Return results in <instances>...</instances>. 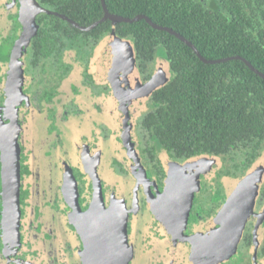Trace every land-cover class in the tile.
<instances>
[{"label":"flooded vegetation","instance_id":"obj_1","mask_svg":"<svg viewBox=\"0 0 264 264\" xmlns=\"http://www.w3.org/2000/svg\"><path fill=\"white\" fill-rule=\"evenodd\" d=\"M35 6L52 13L35 14L34 33L18 48L24 16L28 23ZM45 15L83 31L113 23L102 20L104 9L84 26L42 0H0V170L12 140L20 177L18 224L4 251L0 175V264H264V178L248 218L237 211L233 228L227 227L220 210L228 197L223 180L231 175L224 169L200 174L192 192L186 177L166 174L163 158L173 157L158 153L157 159L145 125L155 109L153 92L150 104L134 108L139 102L122 82L116 41L106 75L98 76L91 68L98 43L91 48L74 31L66 36L63 23L54 26ZM135 56L148 79L158 68L156 53L145 66ZM115 163L118 177L111 171ZM248 169L233 176L239 181ZM131 174L135 189L113 191ZM98 189L102 199L95 196ZM16 232L18 239L9 243Z\"/></svg>","mask_w":264,"mask_h":264},{"label":"trees","instance_id":"obj_2","mask_svg":"<svg viewBox=\"0 0 264 264\" xmlns=\"http://www.w3.org/2000/svg\"><path fill=\"white\" fill-rule=\"evenodd\" d=\"M100 1L42 0L84 26L102 16ZM104 2L113 15L133 18L142 14L172 29L205 59L215 60H201L184 41L143 18L115 24L105 20L83 31L45 15L53 19L54 26L63 23L66 36L72 31L81 33L91 48L108 33L131 38L144 66L152 61L157 47H163L171 76L153 91L155 109L145 118L155 156H219L224 163L233 162L232 172L226 170L232 176L251 167L264 152V77L257 73L264 74V0Z\"/></svg>","mask_w":264,"mask_h":264},{"label":"rangeland","instance_id":"obj_3","mask_svg":"<svg viewBox=\"0 0 264 264\" xmlns=\"http://www.w3.org/2000/svg\"><path fill=\"white\" fill-rule=\"evenodd\" d=\"M113 41H116V44H118V46L122 49V57L119 59V57L117 58V56L112 55L111 57L115 60L117 58V65L119 67V71L121 73V77L123 78V84L124 85H128V90L127 92L129 93H133L134 99H136L139 104L136 103V107L138 109H144L142 106H144V104H150L149 103V98L151 96V93L159 88L160 86H162L165 82H167L171 76L170 73V69H169V64L168 61L165 57V53H164V49L163 47L160 45L157 47V51H156V62L154 63L156 67H158L155 71L152 72L151 76L146 79L147 77V72H142L137 60H136V56H135V52H134V47H133V43L131 38H122V37H118L117 40L111 38V35L106 34L104 35L100 41L98 42V44L96 45L95 48L96 51L94 53L93 56V61L91 63V68L92 71L94 72V74L100 76L102 75L103 77L106 75V69H107V65L108 62L110 60V54L112 53L111 49ZM112 42V43H111ZM82 58H85V55H81ZM154 60V61H155ZM110 74V72H109ZM146 79V80H144ZM116 97V94L113 92L112 94V98L114 100ZM113 109H114V113H113V118L114 120L116 119V117H118V106L116 104V102L113 101ZM137 109V110H138ZM159 148V147H158ZM160 149V148H159ZM169 157L163 158V161L165 165V169H166V174L168 175L169 172H171L172 168L174 167V169L177 167V170H179V173L182 176H185L184 173L191 175L193 174V176H187L186 178L192 183V180H195V184L193 185L196 189L199 187V180H198V176L200 174H204V176H209L211 175V172L215 173L219 170H229L231 171V169H229L230 164H232V161H228V163H225V166H221V162H220V157L219 156H212V155H199V156H195V157H191L189 159H168ZM255 164H257L258 166H256ZM255 167H264V152L262 153V155L256 159L254 161V163L252 164ZM113 169L112 171V175L113 177H118L119 175V171L118 168H120V165H117L116 163L113 164ZM232 172V171H231ZM231 175V174H230ZM137 177V176H136ZM136 177L132 176L131 177H126V181L127 183L125 185H123V182L125 180L124 177L119 179V187L114 186L115 190L113 189V191H118L119 192H127L130 191L133 184H134V189L137 187L136 183H133L136 179ZM234 176H228L225 177V179L223 180L225 186H226V193L229 190L230 187H232L233 185V189L235 190L237 185H238V181ZM228 179H230L231 181H228ZM116 181H118V179H115ZM125 181V182H126ZM234 181V183H233ZM127 187V188H126ZM106 190H110L109 186H105L104 187ZM126 188V189H125ZM194 188V189H195ZM194 189L192 192H194ZM195 189V190H196ZM121 192V194H122ZM129 193V192H128ZM125 193V194H128ZM95 196L102 199L101 195H100V189H98L95 193ZM94 196V198L96 199V197ZM100 196V197H99ZM99 200V199H98ZM253 209V208H252ZM251 209V210H252ZM220 216H221V210H220ZM248 216V215H247ZM247 216H242V219L245 220L248 217ZM234 220V219H233ZM125 221V219H124ZM122 221L119 223L121 229L122 228H126V224L125 222ZM6 226L3 225L2 221H1V229H2V235L1 238L3 240L2 242V249L5 250H10V247L8 245V243L6 242L8 240V238L10 237V233L9 235L6 234V232H4L6 230L5 228ZM123 233L121 238L122 240L125 239V234L126 232H124V229H122ZM14 239H18V234L16 232V235L14 236V238L10 239L9 243H11ZM116 247L119 248L121 243H120V239L119 241H115Z\"/></svg>","mask_w":264,"mask_h":264},{"label":"water","instance_id":"obj_4","mask_svg":"<svg viewBox=\"0 0 264 264\" xmlns=\"http://www.w3.org/2000/svg\"><path fill=\"white\" fill-rule=\"evenodd\" d=\"M101 4L103 6L104 9V16L102 18L106 19V18H110L112 20L113 23L117 22V21H126V22H130V21H134L137 19H145L147 22H149V24L152 25V27L157 28V29H161V30H165L171 34H174L175 36H177L180 40L184 41L188 46H190L193 51L199 56V58L205 62H215V60H207L205 59L202 55H200V53L198 52V50L192 45L191 42H189L188 40H186L182 35L176 33L175 31H173L172 29L168 28V27H163V26H158L154 23H152V21L146 17L145 15L142 14H138L133 18H127V17H121V16H117V15H113L110 14L106 8L105 2L104 0H101ZM40 11H45L47 13H52L48 10H44L42 8H40L39 6H35L33 9H31L32 15L29 18V21L27 23L26 20H28V17L24 16V21H25V29L22 32L19 40H18V48L20 43L23 41H28L29 37L31 36V34L34 33V27H35V22H34V17L35 14L37 12ZM58 16H61L60 14L55 13ZM30 15V14H29ZM63 17V16H62ZM65 18V17H63ZM98 22L92 24L90 27H83V29H89L95 25H97ZM32 26V28H31ZM17 49V47H15L14 51ZM236 58L241 59L243 62H245L251 69H253L254 71H256V69L251 66V64L246 61L243 57L241 56H236ZM257 73L259 75H261L262 77H264V74L261 72ZM14 80V79H12ZM7 143V141H6ZM17 146L12 145V140L8 141V145L6 146V148L3 150V154H2V166H1V170H0V175H1V184H2V191H1V197H2V223L4 226H6V230L4 232H6V234H10L13 233L14 229L17 228V224H18V218H19V181H20V177H19V155H18V150ZM256 166H258L257 164H255ZM172 171L169 172L168 176H182L179 173V170H177V167L174 169V167L171 169ZM186 177L187 176H193V174L188 175L186 173H184ZM264 178V167L260 168V167H255V166H251L247 172L244 174V176L242 178L239 179V183L236 187V189H233V185L232 187L229 188V190L227 191V200L225 202V204L222 206L221 208V216L226 218V223L225 225L228 227L233 228L235 222L232 221L233 217L231 215L235 214V217H237L238 212L237 211H241L242 214L244 216H247L249 214V212L251 211V209L253 208V204H254V199L256 197V194L258 192V188L259 185L261 184V182L263 181ZM228 181H231L230 179H228ZM193 185L195 184V180H192ZM234 183V181H233ZM195 187L193 186V189ZM190 190V191H193ZM195 190V189H194ZM238 201H241V204H238ZM237 212V213H236ZM227 217H231V219H227ZM240 229L242 228V224L239 227ZM217 244H215L214 242L212 243V246H216Z\"/></svg>","mask_w":264,"mask_h":264}]
</instances>
